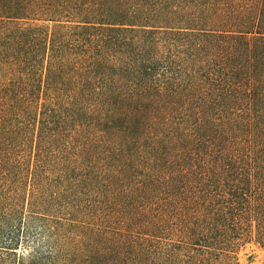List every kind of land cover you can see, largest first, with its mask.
I'll list each match as a JSON object with an SVG mask.
<instances>
[{"label": "trees", "instance_id": "trees-1", "mask_svg": "<svg viewBox=\"0 0 264 264\" xmlns=\"http://www.w3.org/2000/svg\"><path fill=\"white\" fill-rule=\"evenodd\" d=\"M264 252V0H0V264H241Z\"/></svg>", "mask_w": 264, "mask_h": 264}, {"label": "rangeland", "instance_id": "rangeland-1", "mask_svg": "<svg viewBox=\"0 0 264 264\" xmlns=\"http://www.w3.org/2000/svg\"><path fill=\"white\" fill-rule=\"evenodd\" d=\"M241 264H264V252L255 244L248 245L239 253Z\"/></svg>", "mask_w": 264, "mask_h": 264}]
</instances>
